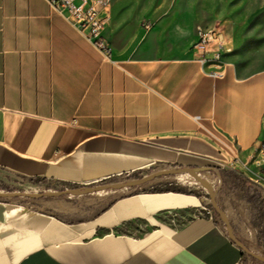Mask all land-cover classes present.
Here are the masks:
<instances>
[{
	"label": "crops",
	"instance_id": "0c3cea01",
	"mask_svg": "<svg viewBox=\"0 0 264 264\" xmlns=\"http://www.w3.org/2000/svg\"><path fill=\"white\" fill-rule=\"evenodd\" d=\"M126 14L110 0L105 58L44 0H0V171L75 187L218 165L264 187L246 165L263 130L264 69L242 75L225 54L223 76L210 77L195 28L171 56L120 25ZM98 206L64 218L0 200V264H245L195 193L138 186Z\"/></svg>",
	"mask_w": 264,
	"mask_h": 264
},
{
	"label": "rangeland",
	"instance_id": "374dc122",
	"mask_svg": "<svg viewBox=\"0 0 264 264\" xmlns=\"http://www.w3.org/2000/svg\"><path fill=\"white\" fill-rule=\"evenodd\" d=\"M112 5L119 13H127L119 22L120 25L141 28L143 36L151 35L157 45L166 49L171 56L187 51L194 28L204 24L216 26L225 32L228 39L225 58L237 67L240 74L264 69V0H112ZM144 25L148 28H144ZM214 168H217V173H212V170L206 173L217 189L228 225L264 256V191L255 187L241 173L228 174L224 166L220 168L217 165ZM170 183L186 193L198 195L203 204L200 211L205 214L204 209L207 208L215 215L208 185L190 171L162 175L141 187L152 189ZM47 187L49 185L46 182L32 181L0 171V188ZM124 192H94L72 198L4 199L27 203L36 210L72 218L89 215L101 203ZM244 263L257 264L247 253Z\"/></svg>",
	"mask_w": 264,
	"mask_h": 264
},
{
	"label": "built area",
	"instance_id": "2783aa9c",
	"mask_svg": "<svg viewBox=\"0 0 264 264\" xmlns=\"http://www.w3.org/2000/svg\"><path fill=\"white\" fill-rule=\"evenodd\" d=\"M48 7L61 16L86 42L94 47L103 57L109 58L110 48L103 36V29L109 18L110 0H44ZM144 28H148L144 25ZM196 39L192 50L196 60L205 67V72L213 78L222 77L224 68L228 64L224 55L228 51V39L225 32L210 25L199 24L195 27ZM246 165L253 163L258 169L255 173L247 170L251 175L264 180V119L262 135L256 147V155L251 157ZM207 172H210L209 170ZM217 168L212 173H217ZM47 189H67L55 181H47ZM42 188V187H39ZM264 191V187H261ZM210 198V197H209ZM208 215L211 210L205 208Z\"/></svg>",
	"mask_w": 264,
	"mask_h": 264
},
{
	"label": "water",
	"instance_id": "95a60500",
	"mask_svg": "<svg viewBox=\"0 0 264 264\" xmlns=\"http://www.w3.org/2000/svg\"><path fill=\"white\" fill-rule=\"evenodd\" d=\"M180 171H190L196 175V177L205 182L210 191V199L213 202V208L215 211V220L218 226L229 235V237L248 255H250L257 264H264V256L260 255L252 244L246 241L243 237L235 233L228 225L223 213L222 202L218 197L217 189L213 185L212 180L207 175V171L194 166L185 165H162L148 169L142 173H139L125 181L117 182H97L77 185L70 189H25V188H0V200L6 197H16L25 199H39L42 197H57V198H72L82 194H91L94 192H121L130 188H135L144 185L146 182L153 180L154 178L170 173H176Z\"/></svg>",
	"mask_w": 264,
	"mask_h": 264
},
{
	"label": "trees",
	"instance_id": "16d2710c",
	"mask_svg": "<svg viewBox=\"0 0 264 264\" xmlns=\"http://www.w3.org/2000/svg\"><path fill=\"white\" fill-rule=\"evenodd\" d=\"M39 182V180H37ZM152 190L154 191H178V192H184L180 187L174 185V184H164L162 187H153ZM50 214H54L52 212H47Z\"/></svg>",
	"mask_w": 264,
	"mask_h": 264
}]
</instances>
